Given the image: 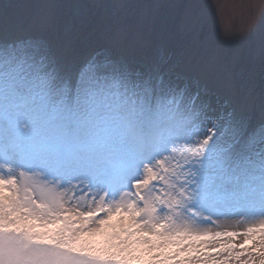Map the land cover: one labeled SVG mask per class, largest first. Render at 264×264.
<instances>
[{
    "label": "snow or ice",
    "instance_id": "snow-or-ice-1",
    "mask_svg": "<svg viewBox=\"0 0 264 264\" xmlns=\"http://www.w3.org/2000/svg\"><path fill=\"white\" fill-rule=\"evenodd\" d=\"M12 7L0 5V264H264V54L256 118L160 50L69 56L20 31ZM220 30L235 35L230 17Z\"/></svg>",
    "mask_w": 264,
    "mask_h": 264
},
{
    "label": "rangeland",
    "instance_id": "rangeland-1",
    "mask_svg": "<svg viewBox=\"0 0 264 264\" xmlns=\"http://www.w3.org/2000/svg\"><path fill=\"white\" fill-rule=\"evenodd\" d=\"M110 2L114 0H0V5H13L10 13L20 31L41 33L69 56L85 55L100 44L145 55L160 50L176 72L200 77L218 97L245 99L249 112L259 118L264 0H122L153 7L121 13L44 7ZM226 17L233 23L231 38L220 30Z\"/></svg>",
    "mask_w": 264,
    "mask_h": 264
}]
</instances>
